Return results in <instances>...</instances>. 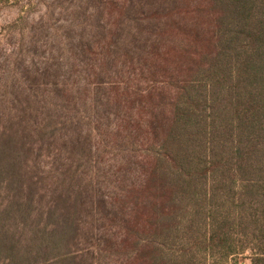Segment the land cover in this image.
<instances>
[{
  "label": "trees",
  "instance_id": "16d2710c",
  "mask_svg": "<svg viewBox=\"0 0 264 264\" xmlns=\"http://www.w3.org/2000/svg\"><path fill=\"white\" fill-rule=\"evenodd\" d=\"M28 6L53 46L0 97V264H264V0Z\"/></svg>",
  "mask_w": 264,
  "mask_h": 264
},
{
  "label": "rangeland",
  "instance_id": "374dc122",
  "mask_svg": "<svg viewBox=\"0 0 264 264\" xmlns=\"http://www.w3.org/2000/svg\"><path fill=\"white\" fill-rule=\"evenodd\" d=\"M30 1L0 0V97L4 94L11 97L10 91L13 88L16 91L25 90L24 73L31 80L39 77L34 72L35 65L30 62L31 57L35 53L48 54L53 46L51 39H43L44 33L41 31L37 37L40 39L35 42L30 40V30L41 15L40 8L28 6ZM49 23L54 24L56 21ZM60 146L59 141L57 147ZM227 264H251V260L246 255L235 256Z\"/></svg>",
  "mask_w": 264,
  "mask_h": 264
}]
</instances>
